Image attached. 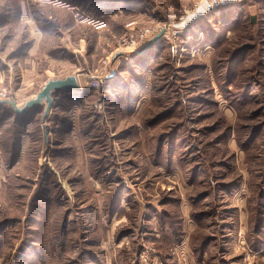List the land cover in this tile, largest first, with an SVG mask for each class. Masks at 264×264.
<instances>
[{"label": "rangeland", "instance_id": "rangeland-1", "mask_svg": "<svg viewBox=\"0 0 264 264\" xmlns=\"http://www.w3.org/2000/svg\"><path fill=\"white\" fill-rule=\"evenodd\" d=\"M33 1L20 17L21 1L0 0V101L22 107L57 75L90 76L56 97L45 127L44 103L20 120L0 106V264H264V0L200 22L188 19L200 0H63L100 29ZM50 16L72 26L70 42L32 21ZM164 26L174 60L130 67ZM185 29L213 51L183 50L181 33L198 40ZM116 54L128 70L105 76Z\"/></svg>", "mask_w": 264, "mask_h": 264}, {"label": "crops", "instance_id": "crops-1", "mask_svg": "<svg viewBox=\"0 0 264 264\" xmlns=\"http://www.w3.org/2000/svg\"><path fill=\"white\" fill-rule=\"evenodd\" d=\"M19 1H21L22 2V9L20 10V11H18V12H16V13H18L19 15H20V17H23L24 15H25V13H27L28 11L30 12V11H32V4H36V3H34V1L33 0H27L26 2H27V7H28V9L29 10H26L25 9V5H24V3H23V0H19ZM63 1V0H62ZM228 2H232V0H205V1H203L197 8H196V10L195 11H193L191 14H190V16H188V19L189 20H191V19H198L199 17V21H197V22H200L201 21V19H203V17H205L206 15H204L202 18H201V16L205 13V12H207L208 10H210V9H212V8H214V7H219V6H221L222 4H226V3H228ZM39 3V2H38ZM39 4H41V3H39ZM41 5H47V4H41ZM41 7V6H40ZM49 7H51V6H49ZM54 8V12L55 11H62L61 13H63L64 14V12H66L67 14H69L70 15V17L73 15V10L71 9V8H55V7H53ZM58 9H60V10H58ZM64 11V12H63ZM20 12V13H19ZM253 14L254 13H251V15L253 16ZM251 16V17H252ZM73 17V16H72ZM40 18V17H39ZM52 18L53 19H55L53 16H52ZM53 19H51V16L50 17H48V19L46 18H40L39 19V21H37V22H35L34 20H32L33 21V23L35 24V26H38V25H40V27H49V29H43L42 28V32H43V36L45 35V33L47 34L48 32H54L56 35H58L59 36V38H61L62 39V36H63V38H64V35H67L66 37H68L67 38V41L68 42H70L71 41V39L73 38V37H75V35L74 34H72L71 33V25H67V24H55V20H53ZM196 22V20H194L192 23H195ZM37 28V27H36ZM38 29V28H37ZM189 29H191V28H189ZM186 30H188V29H185V31ZM184 31V30H183ZM189 31V33L192 31V33H193V31H195V30H188ZM188 31H186V34H187V32ZM60 33H62V34H64V35H62V36H60ZM197 33H198V31H195V34L193 33V35H191V36H196L197 35ZM183 37V50H184V48H186V51H188L189 49H198V48H203V47H207V50H212L213 51V49H212V47L209 45V44H207L206 43V41L205 42H203V43H200L201 42V40H199V36L197 35V38H198V40H197V43H190V44H188V42H187V35L186 36H184L182 33H181V35H180V37ZM164 38V39H163ZM177 38H178V36H177ZM177 38H176V41H177ZM169 39V32H165V34L157 41V42H155L154 43V45L151 47V49L148 51L149 53L148 54H146V56H142V57H140V58H138V52L139 51H142L144 48H145V44H143V45H140V47H139V50L137 51H135L134 52V54H132V55H130L131 57H130V59L132 60V64H130V67H133V68H136L137 67V69H141L142 68V72L145 74V73H147V72H150L151 70H153L155 67H157V65H158V63H159V61H161V59L163 58V56H165L166 54L168 55V57H171L173 60H174V58L176 57L175 56V54H174V51H173V46L171 45V42H168L167 40ZM166 40V41H165ZM76 42V41H75ZM147 42V41H146ZM60 42H58V41H56L55 40V42H53L52 43V45H54V44H58L57 46V48H65V47H63V45L62 44H59ZM81 43H82V41H81V39L79 38V40H78V44H79V46H78V49H76V47H73V51L74 52H72V54L73 55H75V57H76V60H75V62H77V58H78V64L79 65H81V62L83 61L84 62V58L82 59V54H81V52H84V46L83 45H81ZM209 43V42H208ZM69 45V47L72 45V44H70V43H68ZM182 44V43H181ZM141 48V49H140ZM182 48V47H181ZM180 48V52L179 53H183L182 51V49ZM56 49V48H55ZM67 49V48H66ZM206 50V51H207ZM76 51V52H75ZM118 54V53H117ZM115 55L113 58H112V60H116L115 62L117 63V66L115 67V68H113V69H110V71H109V73H108V75H105V76H111L112 75V77H114V76H119L120 75V72L122 71V73H126V71L128 70L127 69V67H129V66H127V63L124 65L125 67H124V69L122 68V69H120L119 68V66L121 65V63L125 60V58H121L119 55ZM58 55H59V53L58 54H56V52H54V54H53V56H55V63H57V64H64V63H66V64H72L71 63V61H68V60H66V59H60L59 57H58ZM182 54H178V56H179V59H180V56H181ZM210 55H211V53H210ZM130 59H127V61L129 62V60ZM119 69V70H118ZM86 70H76V71H72L71 73H68V72H65L63 75H57L58 77H55V78H64V77H66V76H68V75H75L76 77H77V83H78V86H79V88L80 89H84L85 87H86V85H87V82L89 81V77L88 76H90V75H87L86 74ZM124 75V74H123ZM88 77V78H87ZM111 82V81H110ZM109 83V82H108ZM107 83V84H108ZM115 85V84H114ZM116 88H118L117 90H119V88H121V83H118V85H117V87ZM61 95H63V96H67L68 95V92H63V91H54L53 93H52V97H53V103H54V101H55V99H56V97H58V96H61ZM44 105V104H43Z\"/></svg>", "mask_w": 264, "mask_h": 264}, {"label": "water", "instance_id": "water-1", "mask_svg": "<svg viewBox=\"0 0 264 264\" xmlns=\"http://www.w3.org/2000/svg\"><path fill=\"white\" fill-rule=\"evenodd\" d=\"M165 30L159 31L154 37L149 39L147 43L145 44V48L142 51H139L138 54H144L148 52L151 47L154 45L155 42H157L164 34ZM109 77H112L109 76ZM79 86L77 83V77L75 75H69L66 76L63 79H52L48 80L44 86L40 89V91L35 95L34 98L26 101L22 107H19L14 100H2L0 101V106L2 104H8L12 107L14 112L18 115L26 114L29 110H34L44 105V110L41 117V122L43 123V126L45 127L44 121L45 118L48 116L49 111L52 108L53 105V98L52 93L54 91H63V92H70V91H78ZM45 139L46 143L48 144V135L45 131Z\"/></svg>", "mask_w": 264, "mask_h": 264}, {"label": "built area", "instance_id": "built-area-1", "mask_svg": "<svg viewBox=\"0 0 264 264\" xmlns=\"http://www.w3.org/2000/svg\"><path fill=\"white\" fill-rule=\"evenodd\" d=\"M38 1L41 4H48L57 8H71L74 12H73V16L77 21L80 22H87L90 26H92L94 29H100L102 27L105 26V22L104 20L101 19H88L84 16V14L80 13L79 11H77V9L75 7H70L69 4H67V2L62 1V0H35ZM205 0H200V2H198V4L202 3ZM91 20V21H88ZM183 20V18H182ZM176 28H178V26H175ZM161 30H165L166 32L168 31V28L166 26H164L163 28H159V31ZM150 33V31L148 30H141L138 34L136 35H131L129 41L126 43L127 46L126 48H131L132 50H134L137 45L141 42L144 41L146 39L147 34ZM134 48V49H133ZM124 51V50H123ZM90 88L93 87H97L98 86V82L97 81H92L89 85ZM84 90V89H83Z\"/></svg>", "mask_w": 264, "mask_h": 264}, {"label": "trees", "instance_id": "trees-1", "mask_svg": "<svg viewBox=\"0 0 264 264\" xmlns=\"http://www.w3.org/2000/svg\"><path fill=\"white\" fill-rule=\"evenodd\" d=\"M111 10H112V8H111ZM103 15V14H102ZM250 19V21H254L255 20V18H254V16H252L251 18H249ZM229 25V24H228ZM201 27V28H200ZM197 29H203L202 28V26H200V25H197ZM224 30L220 33V35L225 31V28H223ZM201 31H203L204 32V30H201ZM206 33H207V31H205ZM220 35L218 36V34H216V33H211V35L209 36L210 37V41H211V44L212 45H215L216 43H217V38H219L220 37ZM215 46H217V44L215 45ZM231 58H232V56H231ZM41 107H43V106H41ZM40 107V108H41ZM3 109H5V108H3ZM37 109H39V108H37ZM37 109H34V110H32V111H35V110H37ZM8 113L10 114V116H12L13 118H16V119H18V120H20V119H22V118H24L25 116H27V114L28 113H26V114H23V115H18V114H16L15 112H14V110L13 109H11V110H8ZM170 215V216H169ZM163 214V217H165V218H169V220H171V217H172V215L171 214ZM195 217L197 218V220H200L201 219V217H203V213H198V214H196L195 215ZM176 217H175V222H177L176 221ZM179 219V218H178Z\"/></svg>", "mask_w": 264, "mask_h": 264}]
</instances>
